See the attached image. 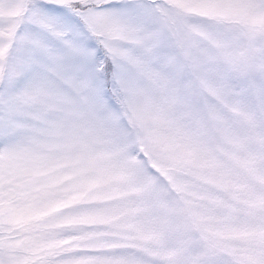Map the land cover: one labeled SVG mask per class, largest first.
Listing matches in <instances>:
<instances>
[{
    "label": "snow or ice",
    "instance_id": "obj_1",
    "mask_svg": "<svg viewBox=\"0 0 264 264\" xmlns=\"http://www.w3.org/2000/svg\"><path fill=\"white\" fill-rule=\"evenodd\" d=\"M0 264H264V0H0Z\"/></svg>",
    "mask_w": 264,
    "mask_h": 264
}]
</instances>
